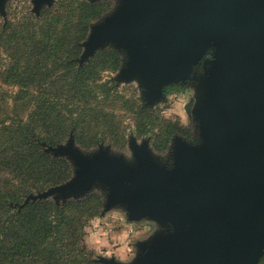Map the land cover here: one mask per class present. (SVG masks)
Instances as JSON below:
<instances>
[{"label":"water","instance_id":"water-1","mask_svg":"<svg viewBox=\"0 0 264 264\" xmlns=\"http://www.w3.org/2000/svg\"><path fill=\"white\" fill-rule=\"evenodd\" d=\"M51 2L34 0L35 11ZM107 44L126 53L120 80L139 79L150 105L164 98L168 86L191 79L213 52L202 82L206 98L194 109L199 144L177 139L169 169L148 143L132 142L134 159L128 162L103 147L87 155L71 136L47 151L70 158L74 177L26 202L77 197L101 185L108 191L106 210L123 205L130 220L172 227L141 244L135 264H261L264 0H120L117 11L93 28L81 62Z\"/></svg>","mask_w":264,"mask_h":264},{"label":"trees","instance_id":"trees-1","mask_svg":"<svg viewBox=\"0 0 264 264\" xmlns=\"http://www.w3.org/2000/svg\"><path fill=\"white\" fill-rule=\"evenodd\" d=\"M110 7V2L90 5L76 0L41 19L0 25V50L10 60L0 69V80L8 86L20 84L16 106L34 104L26 120L11 116L9 110L0 119V264H97L80 242L85 226L102 210L99 194L59 209L51 201L30 203L20 211L12 204H22L32 192L71 177L69 162L44 153L39 141L56 146L72 129L82 147L106 136V108L122 99L111 97L108 87L96 84L93 76L108 70L103 65L110 52L98 53L79 70L76 60L90 24ZM113 63L116 69L120 60ZM170 135L165 136L166 146Z\"/></svg>","mask_w":264,"mask_h":264},{"label":"rangeland","instance_id":"rangeland-1","mask_svg":"<svg viewBox=\"0 0 264 264\" xmlns=\"http://www.w3.org/2000/svg\"><path fill=\"white\" fill-rule=\"evenodd\" d=\"M76 0H52L48 4L42 5L38 12L35 11L34 0H5L3 9L0 7V25L5 26L12 22L14 25L24 23L30 17L41 19L43 15H51L58 10H62L64 6H71ZM86 2L90 5L110 2L111 7L105 11L97 20L90 24V29L86 39L81 43L82 54L76 60L78 70L85 65H88L98 53L109 51L108 62L105 61L103 66L108 70L101 71L93 76L96 78V84H103L110 90L109 94L113 98H121V103L115 105L114 108L107 107L106 110L110 113L108 118V128L106 136H100V140L91 146L82 147L77 143L74 129L71 130L69 137L61 144L56 146H48L45 142H40L44 153L51 155L55 159H65L71 166V177L64 183L56 186H51L43 191H34L29 194L22 204L12 206L22 210L26 205L37 201H51L59 209L70 201H80L87 198L92 193H97L102 197V210L100 214L90 220L82 231L80 248L92 256L97 264H103L102 260L114 259L119 264H135L140 255L139 246L149 243L154 238L167 233L171 226L161 223L154 219L143 218L140 220H130L129 212L123 205H116L109 210H106V202L108 191L101 185H96L94 188L80 196H71L68 199L55 194L44 199L36 201L30 200L26 202L30 195H39L50 189L61 186L69 182L75 173V166L72 160L66 156H58L48 152L49 147H57L68 143L71 136L74 137L76 146L85 154L91 155L98 152L101 147L109 149L111 155L123 156L126 161L131 162L134 159L132 150V142H136L139 146L148 143L154 157L169 169L174 167L172 160L175 141L182 139L189 145H198L200 142L199 122L195 118L194 109L198 104V100L204 101L203 83L207 74L210 73L214 62V55L209 50L198 65L194 67L191 79L183 83H175L166 88L164 98L150 105L145 99V89L139 79L134 78L129 81L120 80L122 69L126 66L127 56L124 51L117 50L112 44H107L98 49L93 56H90L85 62H81V57L85 52L84 44L89 40L93 28L103 23L107 18L111 17L119 8L120 0H78ZM79 5V4H78ZM77 5V6H78ZM79 8V6H78ZM79 12L74 13V18L78 19ZM5 50H0V69L4 70L8 59ZM114 60H120V65L113 69ZM108 63V64H107ZM92 83V82H91ZM20 84L8 86L4 80H0V119L4 113L9 110L11 116L18 115L19 119L28 118L29 112L33 111L34 104L28 108L16 106L14 96L18 94ZM36 92V91H35ZM32 91V93H35ZM203 97V98H202ZM29 100V99H28ZM207 101V100H206ZM118 103V102H117ZM115 104V103H113ZM111 105V104H110ZM14 110L16 112H14ZM104 130V128H102ZM173 129L175 132L172 133ZM171 133L168 138L167 146L164 144L165 136ZM198 140V142H197ZM164 144V148H163ZM166 146V147H165ZM98 224V227H97ZM107 233L106 237L99 239L106 240V245L96 243L97 233ZM263 259V260H262ZM261 259V264H264V256Z\"/></svg>","mask_w":264,"mask_h":264},{"label":"clouds","instance_id":"clouds-1","mask_svg":"<svg viewBox=\"0 0 264 264\" xmlns=\"http://www.w3.org/2000/svg\"><path fill=\"white\" fill-rule=\"evenodd\" d=\"M97 227H98V224H97ZM96 236H97V239H96L97 244L106 245L107 241L99 239V237H106L107 233H104V232L97 233Z\"/></svg>","mask_w":264,"mask_h":264},{"label":"flooded vegetation","instance_id":"flooded-vegetation-1","mask_svg":"<svg viewBox=\"0 0 264 264\" xmlns=\"http://www.w3.org/2000/svg\"><path fill=\"white\" fill-rule=\"evenodd\" d=\"M197 142H198V140H197Z\"/></svg>","mask_w":264,"mask_h":264}]
</instances>
